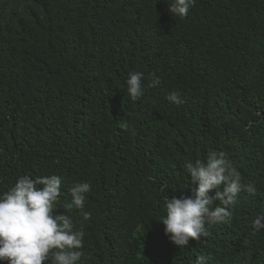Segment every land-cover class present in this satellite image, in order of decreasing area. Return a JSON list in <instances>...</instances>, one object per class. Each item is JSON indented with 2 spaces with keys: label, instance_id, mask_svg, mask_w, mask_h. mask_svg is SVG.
Here are the masks:
<instances>
[{
  "label": "trees",
  "instance_id": "16d2710c",
  "mask_svg": "<svg viewBox=\"0 0 264 264\" xmlns=\"http://www.w3.org/2000/svg\"><path fill=\"white\" fill-rule=\"evenodd\" d=\"M167 2L0 0V194L24 175H60L56 214L85 233L80 264H264L253 228L264 214V0H196L185 18ZM132 71L143 73L137 101ZM208 150L256 192L178 248L160 223L163 195H191L185 164ZM85 181V208H67Z\"/></svg>",
  "mask_w": 264,
  "mask_h": 264
},
{
  "label": "clouds",
  "instance_id": "9594fccd",
  "mask_svg": "<svg viewBox=\"0 0 264 264\" xmlns=\"http://www.w3.org/2000/svg\"><path fill=\"white\" fill-rule=\"evenodd\" d=\"M195 2L171 0L167 2L168 11L185 18ZM142 80V72L132 71L127 75L125 83L132 101L144 95ZM160 83L156 77L148 86L155 88ZM167 100L177 106L185 103L179 91L170 92ZM119 126L124 130L129 128L126 122ZM185 169L195 190L191 195L181 194L171 199L163 195L165 214L160 217L165 235L178 248L188 246L190 240L199 241L208 234L209 227L230 222L239 194L256 192L253 184L242 182L240 171L229 162L224 151L208 150L204 159L187 162ZM62 180L57 174L35 179L24 175L0 194V262L80 264L85 233L82 228L76 229L70 215L56 214ZM91 190V182L75 183L69 189L71 200L67 208L83 210ZM89 218L90 215L84 213V219ZM253 228L257 232L264 230V214L256 217ZM194 264H207V257L198 256Z\"/></svg>",
  "mask_w": 264,
  "mask_h": 264
}]
</instances>
